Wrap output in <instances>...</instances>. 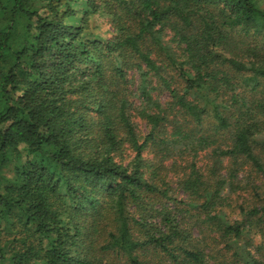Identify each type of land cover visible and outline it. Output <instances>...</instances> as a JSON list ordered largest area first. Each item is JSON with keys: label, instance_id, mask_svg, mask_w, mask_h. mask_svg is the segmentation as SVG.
Wrapping results in <instances>:
<instances>
[{"label": "trees", "instance_id": "16d2710c", "mask_svg": "<svg viewBox=\"0 0 264 264\" xmlns=\"http://www.w3.org/2000/svg\"><path fill=\"white\" fill-rule=\"evenodd\" d=\"M253 230L264 0H0V264H261Z\"/></svg>", "mask_w": 264, "mask_h": 264}, {"label": "rangeland", "instance_id": "374dc122", "mask_svg": "<svg viewBox=\"0 0 264 264\" xmlns=\"http://www.w3.org/2000/svg\"><path fill=\"white\" fill-rule=\"evenodd\" d=\"M107 18H103L100 16L96 17L95 23L97 26H99L98 28L100 29V32L102 33H108V30L110 29V26L108 24V20H106ZM154 94H158V97H160L162 100H166L168 98V94L166 92L164 93H160V92H156ZM137 120V130L139 132H141L142 134H145L148 130V128L146 127V124L144 122H142L139 119ZM133 152H129V150H126L125 152V158L126 160H131L134 154H132ZM147 159H151V156L149 157L148 155L146 156ZM209 160L207 158L204 157V159L202 158V164L204 163H208ZM246 176V174L243 172L242 175L240 176V180H243L244 177ZM238 184L241 186L239 187V189L237 190L236 193L231 195V205L229 206H225L223 207V211L225 212L226 215L230 216L231 218H240V209L239 208H244L247 210L252 209L256 204H254V199H253V192L250 190L249 187H243L242 183L240 184L238 182ZM170 194H174V197L182 199V191L180 190L179 187L176 188V186L174 187V185L172 184V189L170 191ZM170 202V201H169ZM173 205V202H171ZM188 220V225L190 228H194V232L197 236H205V233H202V229L200 228L199 223L196 221V218L194 216H190L187 217ZM207 235V234H206ZM205 241L207 242V244L209 245L208 250H212L213 252H218L222 250V247L224 245L215 243L214 240L207 235L205 238ZM241 243H243L242 245L246 246L248 250L251 251V253L256 257V259L258 261L261 262V264H264V234L262 233H257L255 230H253L252 232H248L245 234L243 241H241Z\"/></svg>", "mask_w": 264, "mask_h": 264}]
</instances>
